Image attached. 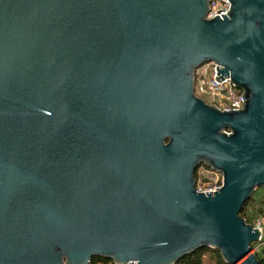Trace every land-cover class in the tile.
I'll list each match as a JSON object with an SVG mask.
<instances>
[{
  "label": "water",
  "instance_id": "95a60500",
  "mask_svg": "<svg viewBox=\"0 0 264 264\" xmlns=\"http://www.w3.org/2000/svg\"><path fill=\"white\" fill-rule=\"evenodd\" d=\"M228 1L0 0V264H259L264 0ZM207 62L240 109L195 94Z\"/></svg>",
  "mask_w": 264,
  "mask_h": 264
},
{
  "label": "built area",
  "instance_id": "2783aa9c",
  "mask_svg": "<svg viewBox=\"0 0 264 264\" xmlns=\"http://www.w3.org/2000/svg\"><path fill=\"white\" fill-rule=\"evenodd\" d=\"M229 8L230 3L228 0H210V11L207 17L222 16L228 12ZM216 66L218 65L212 62V74L208 79L199 76L195 71V94L201 98H203L201 94L213 96L214 99L209 104L215 105L220 110L240 109L243 105L242 91L232 84L229 76L225 78L223 75L224 80L218 78L221 82H217L214 79L215 76L219 77L216 74ZM195 178V188L199 192H213L222 185V176L219 172L206 176L205 171L198 168L195 172ZM252 226L260 230L259 241L261 244H264V216L255 219Z\"/></svg>",
  "mask_w": 264,
  "mask_h": 264
},
{
  "label": "trees",
  "instance_id": "16d2710c",
  "mask_svg": "<svg viewBox=\"0 0 264 264\" xmlns=\"http://www.w3.org/2000/svg\"><path fill=\"white\" fill-rule=\"evenodd\" d=\"M240 215L246 220L247 223L252 224L258 217L264 216V188H258L254 191L251 198L245 203L240 211ZM258 243H252V248L257 246ZM209 253L212 264H227L217 249L206 247L195 251L194 253L184 257L177 264H204V256ZM259 264H264V249L255 250ZM99 262L107 263L111 261L95 257L92 259L91 264H98ZM111 264H113L111 262Z\"/></svg>",
  "mask_w": 264,
  "mask_h": 264
},
{
  "label": "rangeland",
  "instance_id": "374dc122",
  "mask_svg": "<svg viewBox=\"0 0 264 264\" xmlns=\"http://www.w3.org/2000/svg\"><path fill=\"white\" fill-rule=\"evenodd\" d=\"M196 73L199 76H203L204 78L208 79L212 74V62H207V63L202 64L200 67H198L196 69ZM196 92L198 93V91H196ZM201 96L208 103H211L214 99L213 96H211V95L201 94ZM199 168H201L202 170L205 171L206 176H211L215 173H218V172L214 171L213 169L207 168L203 165H201ZM257 243H258V245L253 247L251 249V252H255V250L260 251V250L264 249V244H261L260 241H257ZM203 259H204V264H212L213 263V261L210 259L209 253H206ZM98 264H111V262H107V263L99 262Z\"/></svg>",
  "mask_w": 264,
  "mask_h": 264
}]
</instances>
